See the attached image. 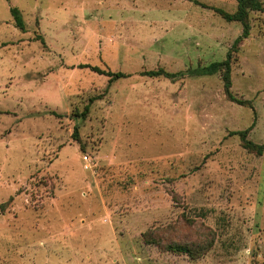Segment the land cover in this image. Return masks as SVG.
Wrapping results in <instances>:
<instances>
[{"label":"rangeland","instance_id":"rangeland-1","mask_svg":"<svg viewBox=\"0 0 264 264\" xmlns=\"http://www.w3.org/2000/svg\"><path fill=\"white\" fill-rule=\"evenodd\" d=\"M214 7L238 0H0V264H264V154L234 133L264 143V11L234 52L239 103L201 73L243 31Z\"/></svg>","mask_w":264,"mask_h":264},{"label":"trees","instance_id":"trees-1","mask_svg":"<svg viewBox=\"0 0 264 264\" xmlns=\"http://www.w3.org/2000/svg\"><path fill=\"white\" fill-rule=\"evenodd\" d=\"M214 9L222 15L227 21H238L241 22L243 25L242 34L235 40L233 47L229 50L227 57L224 60L215 61L210 63L209 65L203 67L201 69V73L204 75H213L218 72L221 73L222 79L224 81V89L226 95L233 101H238L239 103H246L244 100H240L236 98V96L232 93V65L234 59V52L237 51L241 42L247 38L250 34L251 30V20L250 16L253 11H264V4L262 0H238V7L236 11L229 12L224 10L223 8L214 7ZM12 12L16 20L17 26L22 29H25V20L23 18V14L21 10L17 7H12ZM43 38V37H40ZM94 70L99 71L100 73H106L110 76V82L120 79L122 77H128L130 74H127L122 71L114 72L112 70H103L99 67H93ZM144 75H148L151 77H159L161 75H165L167 77H173L174 73L166 71L164 68L148 70L144 73ZM97 99V97L92 96L89 102L84 106L83 109L78 107L74 108L72 111L71 118L77 121H84L90 111L93 102ZM55 115L59 116L58 113L53 112ZM77 123L74 127L73 136L74 138L79 139V130H80V123ZM250 128L245 130H239L234 132L235 134H239L241 136L243 146L248 149L249 151L255 152L258 155L264 154V143H256L253 140L248 138ZM175 197V196H174ZM145 237L147 238V243L156 242L161 246H164L166 250L172 251L179 254H187L190 257H196L201 254V252L207 251L205 250L206 246L201 244L195 246L190 242H180V241H169L165 243L162 239L158 238L157 236L153 235V232L148 234L145 233Z\"/></svg>","mask_w":264,"mask_h":264},{"label":"built area","instance_id":"built-area-1","mask_svg":"<svg viewBox=\"0 0 264 264\" xmlns=\"http://www.w3.org/2000/svg\"><path fill=\"white\" fill-rule=\"evenodd\" d=\"M84 160L85 161H89V157L88 156H84ZM86 167H89V165H87Z\"/></svg>","mask_w":264,"mask_h":264}]
</instances>
